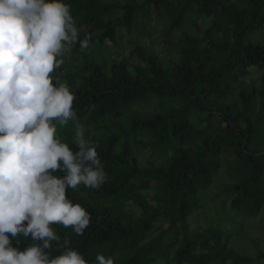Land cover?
<instances>
[{"label":"trees","instance_id":"trees-1","mask_svg":"<svg viewBox=\"0 0 264 264\" xmlns=\"http://www.w3.org/2000/svg\"><path fill=\"white\" fill-rule=\"evenodd\" d=\"M64 2L70 5L79 39L90 36V47L98 50L104 43L118 47L120 29L137 38L151 37L152 32L137 26L138 13L151 8L164 20L159 36L165 50L155 52L130 40L129 55L141 65L126 59H112L108 65L96 63L92 52L83 54L87 49L81 50L79 43L73 46L81 63L65 72L64 80L76 95L73 108L85 138L98 145L107 181L99 189H66L74 203L91 213V222L83 236L52 225L57 234L70 239L86 259L99 253L114 256L116 264L264 261V253L253 260L228 249L220 229L190 232L188 223L197 212L198 194L211 186L227 154L237 160L232 166L235 181L223 189L231 198L229 206L250 218L264 206V75L243 81L264 62V0ZM111 11L120 16L107 19ZM175 30L180 37L171 44L168 35ZM64 68L52 74L55 79ZM152 105L151 111L135 110ZM125 114L130 115L127 127L119 123ZM71 124L58 126L57 134L75 152V135L65 131ZM105 127L109 135L102 132ZM146 150L154 160L142 164L137 152ZM126 204L138 216L128 214ZM159 219L166 223L156 229ZM20 240L23 250L31 237ZM13 244L17 246L15 238Z\"/></svg>","mask_w":264,"mask_h":264},{"label":"clouds","instance_id":"clouds-1","mask_svg":"<svg viewBox=\"0 0 264 264\" xmlns=\"http://www.w3.org/2000/svg\"><path fill=\"white\" fill-rule=\"evenodd\" d=\"M78 33L64 0H0V264H116L111 255L86 259L52 227L83 236L91 213L66 189L107 181L98 145L73 108L75 93L52 75L74 45L90 47L91 37ZM69 121L75 152L57 134ZM21 236L31 237L23 250Z\"/></svg>","mask_w":264,"mask_h":264},{"label":"rangeland","instance_id":"rangeland-1","mask_svg":"<svg viewBox=\"0 0 264 264\" xmlns=\"http://www.w3.org/2000/svg\"><path fill=\"white\" fill-rule=\"evenodd\" d=\"M118 1L123 4L127 0ZM137 2L142 4V0H137ZM119 16V11H111L107 15V19L113 20ZM207 23L209 22L207 21ZM163 25L164 20L156 17L154 11L151 8L144 6L142 11L138 13L137 26L138 30H148L152 32L151 37L137 38V34L120 29L116 30V37L119 39L118 47L113 48L109 43H104V46L99 48L100 50L96 49V46H91L86 52H83V54L92 52V58L96 63H99L100 60H102L106 64L110 65L112 59L117 62L121 59H126L131 64L141 65L135 55H129V41L133 40L136 42L135 44L140 46H151L155 52H161L165 50L164 44L162 43L159 36L160 31L163 29ZM189 26V22L184 25V27ZM180 33L181 31L179 30L169 33L168 36L171 44H174L178 41ZM260 39H264V34L261 35ZM64 60L65 68L58 74V76H60L58 80L61 81H65V72L67 73L71 68L80 65L81 56L77 52H71V54L67 55ZM262 75H264V62L257 68L250 69V75L243 81L248 83L250 80H259ZM154 107V105L146 108L139 107L135 108V110L151 111ZM129 117L130 115L127 114L121 115V119H119L120 126L127 127ZM110 122L108 121L106 124L109 129H111L112 126V123ZM125 130L126 129H124V131ZM65 131H67L68 134L74 135L75 129L73 124L68 126ZM102 132L106 135H109L110 133L107 127L103 128ZM60 137L64 138V135ZM137 157L142 161V164H144L146 161L154 160L150 150L138 151ZM221 160L220 172L213 179L211 186L207 190L198 194L199 203L197 202L198 204H196L197 212L193 213V215L189 217L188 221L191 230L190 232H194L196 230L201 232L207 230V228L210 226L214 227L215 229L218 228L223 233L222 239L224 241L227 240L228 249L232 248V250L236 251L238 254L255 260L258 253H264V206L256 218L244 217L242 212L232 210V208L229 206L231 198L223 189L235 181L232 178V166L237 160L232 154H227L226 156L222 157ZM154 187L155 184L151 185L152 191L154 190ZM148 195L150 194H146L145 196L148 197ZM124 207L128 214L130 213L133 216H138V210L131 204H126ZM165 223L166 221L164 219H159L154 226L156 229H159ZM226 264H230V262L228 261ZM252 264H264V261H254Z\"/></svg>","mask_w":264,"mask_h":264}]
</instances>
